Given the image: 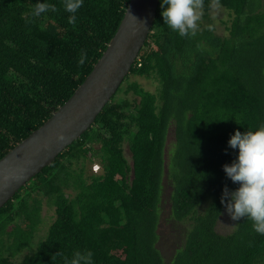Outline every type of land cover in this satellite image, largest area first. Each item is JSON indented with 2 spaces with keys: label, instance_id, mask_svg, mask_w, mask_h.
Segmentation results:
<instances>
[{
  "label": "trees",
  "instance_id": "16d2710c",
  "mask_svg": "<svg viewBox=\"0 0 264 264\" xmlns=\"http://www.w3.org/2000/svg\"><path fill=\"white\" fill-rule=\"evenodd\" d=\"M37 2L0 0V159L85 81L130 0H84L75 24L63 0H40L57 10L32 18ZM215 5L228 13L225 35L211 19ZM200 8L205 23L181 37L159 4L130 74L93 126L0 208V264H65L85 250L93 264L264 261V235L250 220L217 229L222 191L238 187L222 167L237 155L227 142L264 125V0H202ZM134 76L156 78L157 93ZM97 162L101 172L89 171ZM165 203L167 226L184 230L171 254L161 245ZM46 204L56 217L37 241Z\"/></svg>",
  "mask_w": 264,
  "mask_h": 264
},
{
  "label": "water",
  "instance_id": "95a60500",
  "mask_svg": "<svg viewBox=\"0 0 264 264\" xmlns=\"http://www.w3.org/2000/svg\"><path fill=\"white\" fill-rule=\"evenodd\" d=\"M160 0H130L102 57L71 98L0 159V208L95 123L138 59Z\"/></svg>",
  "mask_w": 264,
  "mask_h": 264
},
{
  "label": "clouds",
  "instance_id": "9594fccd",
  "mask_svg": "<svg viewBox=\"0 0 264 264\" xmlns=\"http://www.w3.org/2000/svg\"><path fill=\"white\" fill-rule=\"evenodd\" d=\"M84 0H63V9L69 13L68 23H76V14L83 7ZM202 0H160V15L163 23L181 37L195 32L198 9ZM57 9L55 5L40 2L32 9V18ZM86 53L81 52L79 64L83 65ZM238 123V122H237ZM228 147L236 150L237 155L231 164L223 165V171L238 187L230 191L224 187L221 204L232 221L246 218L252 222L253 230L264 235V125L255 131H235L228 140ZM101 165L93 164V171L99 173ZM65 264H93V253L89 250L76 251Z\"/></svg>",
  "mask_w": 264,
  "mask_h": 264
},
{
  "label": "rangeland",
  "instance_id": "374dc122",
  "mask_svg": "<svg viewBox=\"0 0 264 264\" xmlns=\"http://www.w3.org/2000/svg\"><path fill=\"white\" fill-rule=\"evenodd\" d=\"M197 11L199 13V19L197 20L196 23L197 24L205 23L203 20V12H202L201 8H199ZM211 19L213 21V24L216 27V31L218 34H220V35L227 34V26L229 25L230 20H229V16H228L226 9H224L221 6L215 5L212 12H211ZM133 79L139 80V82L146 89L157 93L158 87H159V82L156 78L151 77V78L146 79L145 77H135L134 76V77H132V80ZM121 97H128L129 99L134 98L133 93H129V95H126L123 92H120L118 94L117 99H119ZM125 149H126V155L128 156V158L131 159V153L128 149L127 144L125 146ZM88 170L93 171V165L89 166ZM99 171L101 172V168L99 169ZM168 210H169V206L167 203H165V212L163 213V219H162L163 225L161 227L162 240H164V241H162L161 245L163 247V251L165 252V254L173 253L175 251V249L178 247V243L181 240L180 236H184V230L182 227H178L175 229L172 226H167L168 222H166L165 220L168 216ZM55 217H56L55 208L46 204L44 206V210H43V223L40 226L39 237H37V241L40 238L44 237V235L48 231L49 226L54 221ZM236 222L237 221H232L230 219V217L228 216V214L226 213V211L224 210V213L221 216V219L218 223L217 229L220 233H223V234L230 233L235 228ZM34 246H36V245H34ZM34 246L32 249H34Z\"/></svg>",
  "mask_w": 264,
  "mask_h": 264
},
{
  "label": "crops",
  "instance_id": "0c3cea01",
  "mask_svg": "<svg viewBox=\"0 0 264 264\" xmlns=\"http://www.w3.org/2000/svg\"><path fill=\"white\" fill-rule=\"evenodd\" d=\"M260 264H264V261H262Z\"/></svg>",
  "mask_w": 264,
  "mask_h": 264
}]
</instances>
